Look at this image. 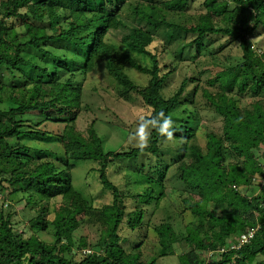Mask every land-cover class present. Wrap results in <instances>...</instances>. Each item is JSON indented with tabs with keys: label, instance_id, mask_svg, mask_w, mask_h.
<instances>
[{
	"label": "trees",
	"instance_id": "trees-1",
	"mask_svg": "<svg viewBox=\"0 0 264 264\" xmlns=\"http://www.w3.org/2000/svg\"><path fill=\"white\" fill-rule=\"evenodd\" d=\"M193 3L0 0V91L6 96L0 100V264H156L177 247L182 264H264V190L249 196L239 189L264 187V48L257 42L264 43V0H202L203 10L195 15ZM120 30L126 54L108 36ZM208 35L225 39L224 48L235 44L239 55L231 63L224 56V68L206 80L201 78L206 70L185 75L165 99L168 77L183 62L196 68L197 58L220 53L222 47L216 54L200 51ZM172 36L184 44L178 53L169 48ZM155 43L161 50L152 53ZM133 55L149 59L151 66L140 65ZM98 65L116 95L102 86L90 90L103 101L106 95L128 109L138 108L136 125L160 112L172 115L174 146L166 152L168 161L155 130L144 151L129 146L114 152L105 150L97 120L86 135L75 128L83 108L90 110L82 105L83 91ZM127 68L149 76L146 84L131 80ZM190 83L193 96L198 93L221 121L220 131L202 128L193 99H182ZM146 155L154 158L147 165L140 161ZM120 159L136 162L139 176L126 181L142 189L125 192L108 180V167ZM81 160L98 167L100 184L112 194L109 204L93 208L74 188L71 172ZM173 166L177 203L161 206ZM13 196H20L27 210V228L20 232L16 224L22 211L7 209ZM157 211L163 217L156 225ZM86 223L96 227L95 240L75 236ZM48 229L49 242L35 235ZM124 229L144 231V241L126 251ZM250 230L253 237L240 245V234ZM149 231L156 234L158 248L147 262L143 248L151 242Z\"/></svg>",
	"mask_w": 264,
	"mask_h": 264
},
{
	"label": "rangeland",
	"instance_id": "rangeland-1",
	"mask_svg": "<svg viewBox=\"0 0 264 264\" xmlns=\"http://www.w3.org/2000/svg\"><path fill=\"white\" fill-rule=\"evenodd\" d=\"M202 0H194V3L191 6V14L195 15L196 12L201 8ZM201 11L203 9H200ZM129 25V24H128ZM127 30H124L126 32ZM163 31H160L162 33ZM123 35V30L111 32L108 36L112 39V44L114 45L115 49L120 54H126L128 53L126 47L121 43V37ZM161 35L164 36L162 33ZM180 36H182L180 34ZM214 35H208L204 36L202 40L203 49L200 50L203 52L207 51L209 53L216 54L217 49L222 47L219 50V54L217 56L212 55L210 59L203 56L201 59L197 58V60H201L199 65L194 67V64L190 63L189 61H185L181 64V67L177 69V72L174 74H171L168 77V84L164 88L163 95L165 99H168L172 95H174L175 90L179 88V85L181 81L184 79V76L187 75L188 77H196V72L199 70H206L207 73H205L201 78L203 80H206L207 78L213 77L214 74L219 70L224 68V56H227L228 63H231L232 60L236 57L238 50L235 46V44H228L225 48L223 45L226 42L225 39H222L220 36H214ZM174 37V40H172L169 44V48H171L172 53H178L179 48L181 45H184L180 42L179 37ZM184 42V41H183ZM259 43L260 48H264V43L259 39L257 41ZM222 45V46H221ZM150 50L152 53L155 51H160L161 47L158 46L157 43L152 46H150ZM187 50H190L189 48ZM186 50V51H187ZM191 50L194 51V46L191 47ZM207 54V55H208ZM239 55V54H238ZM237 55V56H238ZM134 56V55H133ZM164 56V55H163ZM135 61L138 62L142 66L150 67L151 61L143 56H134ZM187 58V57H185ZM205 60L207 63H204ZM166 64H169L165 62ZM173 63V62H172ZM171 63V64H172ZM189 65L185 68V66ZM97 69L89 76V83L88 87L86 84L85 90L83 91V106L87 103V106H89L90 110H87L83 108L82 113L79 115L78 119L75 123V128L81 132H83L86 135V130L93 119L97 120L95 127L98 133V136H100L103 140V145L106 151H114L119 152L122 150L127 149L129 146L136 147V141L134 138V133L137 128V125L135 124V119L138 115V108L133 107L128 109L126 106L127 104L121 105L120 103H116L114 100H111L110 97H107L106 95V101H103L95 92H92L89 88V86H97L106 88V92L111 93V95L115 96L114 93V87L110 83L108 78L104 75L101 67L98 65L96 67ZM127 76L135 81V83L139 85L146 84L147 80L149 79V76H146L142 72L136 69H126ZM87 88V89H86ZM90 90V91H89ZM101 94V93H100ZM112 96V97H113ZM243 98L246 101H250V98L247 95H242ZM184 98L182 99H193L195 106L199 109L200 112V119H201V126L202 128H207V126H211L215 128L217 131L221 130V121L218 120V117H215L214 113L209 110L206 105L204 99L201 98V96L195 95L193 96V84H189L187 90L183 94ZM6 99V96L4 92L0 91V100L4 101ZM133 103V102H132ZM134 104V103H133ZM136 105V104H134ZM176 117V114L174 115ZM198 141L202 148H204L205 145V139L201 135V130H198ZM48 145V144H47ZM36 146V145H34ZM51 145L49 144V147ZM174 144L171 141L165 142L164 146L161 148L164 153H169L173 150ZM42 147V146H41ZM165 154L162 156L166 161L169 159V155ZM149 160H153L154 158L151 155H146L144 157L140 158V161L147 165ZM153 163V162H152ZM135 164L136 162L134 160L131 161H121L116 160L113 162L111 166L108 167L107 175L108 180L119 187L120 189L126 190L129 188V191H137L142 189L140 187V184L131 182L130 187L127 185L126 178H131L132 176L135 177V174L137 176L138 172L135 171ZM98 167L90 160H81L76 163V166L73 168L71 172L72 177V184L74 188L81 193L92 205L93 208H99L102 205H107L111 202L112 194L109 191H106L103 189L102 185L100 184L98 180L97 175V169ZM124 168H130V169H124ZM133 171V172H132ZM130 174V175H129ZM134 183V184H133ZM179 184V180L177 178V175L174 173V166L169 169V175L166 179V193H167V199L163 200L161 203V206L168 205L171 202L177 203V186ZM243 195H257L261 194L264 190L263 186H256L254 185L250 189L241 187L239 188ZM186 191V190H185ZM185 193V192H184ZM185 195H187L185 193ZM20 197V196H18ZM18 197L13 196L12 200H7V209L8 211L11 210V212L21 213L22 211V217L18 216L17 219V232H20L21 230H25L27 228V220L28 218L24 216L26 213V209L23 208V202L20 203L18 201ZM8 199V198H6ZM60 198H57V201ZM127 201L126 204L129 203L130 198L126 197ZM56 201V200H55ZM51 204L50 209H53V202ZM171 201V202H170ZM94 215H97L96 212H94ZM162 213L160 211H157L155 216L152 218V224H159L162 219ZM51 218V216L49 217ZM95 220V218H93ZM97 223V222H95ZM37 231V230H36ZM35 234V232H32ZM51 229L44 230V231H37L35 235L39 237L40 240L49 242L51 240ZM148 237L151 239V242L146 246V248H143L144 255L147 259V262H150L153 257L154 253L156 252L158 248V242L156 234L152 231L148 232ZM86 235L91 240H95L97 238V232L96 227H93L89 224H84L80 227V229L75 232V236L80 235ZM144 231H140L139 229H136L134 231H130L128 229L123 230V239H126L124 248L126 251H131L133 248V243H140L144 241L145 237L142 235H145ZM146 245V244H145ZM180 250L179 248H175V253L173 255H168L161 257L157 259L156 264H182L179 258ZM204 257L205 254L203 255Z\"/></svg>",
	"mask_w": 264,
	"mask_h": 264
},
{
	"label": "clouds",
	"instance_id": "clouds-1",
	"mask_svg": "<svg viewBox=\"0 0 264 264\" xmlns=\"http://www.w3.org/2000/svg\"><path fill=\"white\" fill-rule=\"evenodd\" d=\"M152 130H155L164 142L173 140L175 128L172 115L160 112L150 118H141L134 133L136 147L141 152L149 146Z\"/></svg>",
	"mask_w": 264,
	"mask_h": 264
},
{
	"label": "built area",
	"instance_id": "built-area-1",
	"mask_svg": "<svg viewBox=\"0 0 264 264\" xmlns=\"http://www.w3.org/2000/svg\"><path fill=\"white\" fill-rule=\"evenodd\" d=\"M255 230H250L247 233H242L239 236V244H246L253 237Z\"/></svg>",
	"mask_w": 264,
	"mask_h": 264
}]
</instances>
